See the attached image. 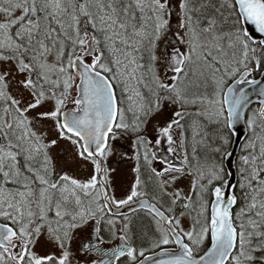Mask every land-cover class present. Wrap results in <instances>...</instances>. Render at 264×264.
<instances>
[{"label":"snow or ice","instance_id":"snow-or-ice-1","mask_svg":"<svg viewBox=\"0 0 264 264\" xmlns=\"http://www.w3.org/2000/svg\"><path fill=\"white\" fill-rule=\"evenodd\" d=\"M0 264H264V0H0Z\"/></svg>","mask_w":264,"mask_h":264}]
</instances>
